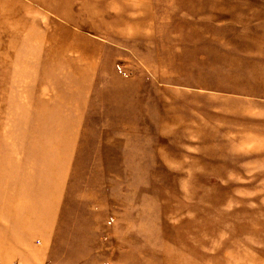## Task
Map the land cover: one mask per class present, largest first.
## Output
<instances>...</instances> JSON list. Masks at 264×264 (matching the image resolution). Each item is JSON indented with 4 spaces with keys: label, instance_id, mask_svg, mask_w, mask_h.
<instances>
[{
    "label": "rangeland",
    "instance_id": "rangeland-1",
    "mask_svg": "<svg viewBox=\"0 0 264 264\" xmlns=\"http://www.w3.org/2000/svg\"><path fill=\"white\" fill-rule=\"evenodd\" d=\"M12 206L0 264H264V0H0Z\"/></svg>",
    "mask_w": 264,
    "mask_h": 264
},
{
    "label": "crops",
    "instance_id": "crops-1",
    "mask_svg": "<svg viewBox=\"0 0 264 264\" xmlns=\"http://www.w3.org/2000/svg\"><path fill=\"white\" fill-rule=\"evenodd\" d=\"M26 202V201H25ZM0 211L2 212V213H0V221H1V225H0V232H2V236L4 237V231L6 230V231H8V230H10V232H11V236H10V238H9V240L7 241V242H4V244L5 245H8L9 246V244H11V245H19L18 244V242H20V240L23 242V243H25L26 242V239L28 240V241H30V239H29V237L27 236V235H24V236H21L20 237V235L17 233V228H15V227H11V219L14 217V215H15V213H14V209H13V206H12V212L14 213L12 216H5V214H4V212H3V210L0 208ZM14 228V229H13ZM13 235H14V238L15 239H17V240H13ZM30 237H31V239H32V235L30 234ZM20 239V240H19ZM42 239H43V237H42ZM48 241V240H50L49 239V237L48 236H46V237H44V241ZM21 243V242H20ZM43 243V242H42ZM3 244V243H2ZM30 245H32V243H31V241H30ZM46 246H45V250H47L48 248H47V244H45ZM14 247V246H13ZM17 249V248H16ZM15 249V250H16ZM28 249L30 250L31 249V246H30V248L28 247ZM27 248H25L24 249V251H22L23 253L24 252H26L27 250H28ZM24 259H25V256H24Z\"/></svg>",
    "mask_w": 264,
    "mask_h": 264
}]
</instances>
